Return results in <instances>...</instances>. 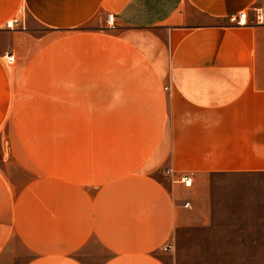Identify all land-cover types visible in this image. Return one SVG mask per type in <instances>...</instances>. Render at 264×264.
<instances>
[{
	"label": "crops",
	"instance_id": "crops-1",
	"mask_svg": "<svg viewBox=\"0 0 264 264\" xmlns=\"http://www.w3.org/2000/svg\"><path fill=\"white\" fill-rule=\"evenodd\" d=\"M256 1L0 0V264H166L192 206L166 169L264 175Z\"/></svg>",
	"mask_w": 264,
	"mask_h": 264
},
{
	"label": "rangeland",
	"instance_id": "rangeland-1",
	"mask_svg": "<svg viewBox=\"0 0 264 264\" xmlns=\"http://www.w3.org/2000/svg\"><path fill=\"white\" fill-rule=\"evenodd\" d=\"M257 9L264 21V0L254 4V19ZM14 127L19 134L22 126ZM7 128H0V164L8 159ZM69 129V124H59L27 126L22 131L41 139L42 147L54 143L53 147L67 148ZM185 191L191 200V219L175 231L166 264H264V175L205 174Z\"/></svg>",
	"mask_w": 264,
	"mask_h": 264
},
{
	"label": "built area",
	"instance_id": "built-area-1",
	"mask_svg": "<svg viewBox=\"0 0 264 264\" xmlns=\"http://www.w3.org/2000/svg\"><path fill=\"white\" fill-rule=\"evenodd\" d=\"M260 10L261 9H257L256 15H255L256 21L258 22L262 21L263 19V15H262V12H260ZM246 16H247V12L242 11V12H239L238 14L230 16L229 20L236 25H242L246 21ZM107 22H108V25L113 26L112 24L113 18L111 15L107 16ZM4 27L8 30H14L16 28L23 29L24 20L22 19V17L8 19L5 22ZM3 58L7 65L14 64L15 58L11 52H5L3 54ZM164 173L170 177V180L172 182H178L182 184L185 188L192 187L193 185L192 172H175V171H172L171 169H166ZM184 206L186 207L189 206V202L186 201Z\"/></svg>",
	"mask_w": 264,
	"mask_h": 264
}]
</instances>
